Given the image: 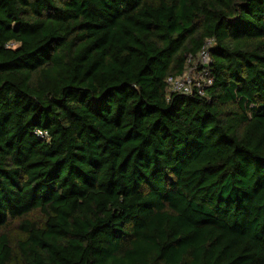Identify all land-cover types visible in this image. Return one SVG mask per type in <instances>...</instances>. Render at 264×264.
I'll list each match as a JSON object with an SVG mask.
<instances>
[{"label":"trees","instance_id":"trees-1","mask_svg":"<svg viewBox=\"0 0 264 264\" xmlns=\"http://www.w3.org/2000/svg\"><path fill=\"white\" fill-rule=\"evenodd\" d=\"M0 264H264V0H0Z\"/></svg>","mask_w":264,"mask_h":264},{"label":"built area","instance_id":"built-area-1","mask_svg":"<svg viewBox=\"0 0 264 264\" xmlns=\"http://www.w3.org/2000/svg\"><path fill=\"white\" fill-rule=\"evenodd\" d=\"M211 46L212 40H207L195 59L188 58L183 75L175 78L170 77L166 80L169 93L204 95V89L212 84L208 69L211 62L209 55ZM37 134L41 137L46 135L40 131Z\"/></svg>","mask_w":264,"mask_h":264}]
</instances>
